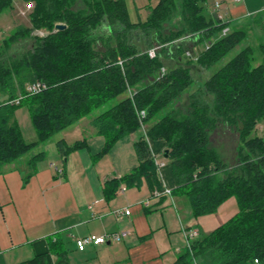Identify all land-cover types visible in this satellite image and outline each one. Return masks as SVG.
Wrapping results in <instances>:
<instances>
[{
    "label": "trees",
    "instance_id": "trees-1",
    "mask_svg": "<svg viewBox=\"0 0 264 264\" xmlns=\"http://www.w3.org/2000/svg\"><path fill=\"white\" fill-rule=\"evenodd\" d=\"M25 1L34 5L29 15L32 25L20 27L8 37L6 50L26 38L33 39V47L10 56L0 66V91L8 94L0 102V171L4 164L91 115L92 124L106 139L100 156L120 138L142 130L141 122L149 123L194 82L191 63L178 61L188 48L185 42L177 41L173 49L165 46L156 57L145 50L154 41H168L160 31L176 9L175 0H158L149 6L145 21L131 18L127 0H83L85 8L78 9L74 8L78 0ZM206 1L183 0V13L192 37L196 35L200 41L201 37H217L196 55L200 68L211 69L245 43L249 31L243 27L219 37L229 23L217 13L207 15ZM13 4L14 0H0V13ZM60 22L66 27L57 29ZM42 28L48 30L45 35H31ZM180 34L173 33V37ZM170 62L174 64L167 71L144 83ZM35 81H44L46 87L28 94L26 85ZM136 86L132 95L119 98ZM202 91L205 97L193 95L184 115L171 109L146 126V134L142 132L134 143L139 164L121 178L107 180L106 196L116 194L122 182L133 187L146 180L151 189L163 188L148 139L164 140L169 149L166 159L177 183L173 191L187 197L194 216L217 212L232 196L238 205L225 223L208 234L200 232L192 249L184 247L172 264L264 261V130H258L264 121V41L245 43L205 80ZM19 93L24 95L19 103L11 102ZM23 104L28 106L38 134L32 142L25 140L15 118L16 109ZM141 109L147 113L142 121ZM224 121L239 133L240 159L235 166L210 147L211 132ZM86 144L85 139L72 145L60 140L58 148L67 157ZM45 157L44 151L35 154L32 166ZM46 258L38 255L18 264H49Z\"/></svg>",
    "mask_w": 264,
    "mask_h": 264
},
{
    "label": "crops",
    "instance_id": "crops-1",
    "mask_svg": "<svg viewBox=\"0 0 264 264\" xmlns=\"http://www.w3.org/2000/svg\"><path fill=\"white\" fill-rule=\"evenodd\" d=\"M217 1L221 3L219 10L214 6ZM21 2L25 1L14 0L13 7L8 9L1 23L0 66L4 61L7 38L20 28V12H13L20 7ZM205 7L212 17L218 12L224 14L225 21L229 23L228 33L233 29L249 27L250 35L264 20V0H207ZM28 10L29 24L21 27L32 25L30 8ZM256 15H259L257 21L254 19ZM3 31L10 33L6 37ZM33 44L32 39L28 49ZM7 99L8 94L0 91V102ZM88 117L85 130L78 132L77 129L76 133H70L75 138L65 133L68 127L54 135L57 138V149L51 157L54 160L46 159L48 152L42 145L44 141L15 161L2 166L0 264H18L38 255H45L49 264H172L184 250L183 226L193 225L205 234L200 217L192 214L185 195L173 191L172 196L159 195L151 200L150 206H143L141 202L157 188L151 189L146 180L141 186L127 187L125 190L121 189L126 185L122 182L116 194L108 198L105 182L114 177L121 178L139 164L134 143L141 133L138 130L125 136L132 135L134 151L120 145L121 152L117 153L115 170L101 167L94 159L95 150L92 145L93 136H97L98 140L101 137L92 124L94 116ZM15 118L22 130L16 111ZM82 119L72 125L79 124ZM37 139L36 133L33 140H25L32 142ZM84 139L87 141L85 146L67 157L61 155L58 141L64 140L72 145ZM151 147L160 158L164 157V140L152 141ZM42 151L46 152V157L33 167L32 157ZM164 173L166 184L175 188L177 183L169 160ZM127 206L132 210L129 216L117 218L112 213L115 208ZM121 230L129 231V235L122 240L88 245L84 250L76 246L74 236L100 235Z\"/></svg>",
    "mask_w": 264,
    "mask_h": 264
},
{
    "label": "rangeland",
    "instance_id": "rangeland-1",
    "mask_svg": "<svg viewBox=\"0 0 264 264\" xmlns=\"http://www.w3.org/2000/svg\"><path fill=\"white\" fill-rule=\"evenodd\" d=\"M25 2H21V4L19 5L20 7H18L15 10L16 12L15 11L13 12L14 14H17L20 12V16H19L20 21H21V22L19 21L20 27L26 26L29 24L27 20L29 19L28 17L29 10L27 7L28 3L25 5L24 4ZM157 2L158 0H127L131 18L135 21H138L139 19H141L142 21H145L151 11V8L149 9V6L155 5ZM175 3H176V9L173 11L172 15L163 23L161 31H160L164 37L168 38V41L164 43L154 41L153 44L149 46V48L147 47L145 50L147 52L148 49L153 47L157 49L156 51H159V50H162L165 46H168L169 48L173 49L175 48V43H177V41L185 42L188 48L186 52L184 53V55L180 57L178 61H182L185 63L186 62L191 63L190 66H192L191 71H192V75L194 78V82L183 93H181L177 98H175L174 101L168 107H166L158 116H156L152 120H149V123H146L147 127L151 125L154 121H156L160 116L165 115L171 109L176 110L178 115H184L190 106L193 95H201L202 98L205 97V94L203 93L202 88H203L205 80L209 78L213 74V72H215L222 64L228 61L231 57H233L242 48V46L245 45V43L259 45L260 42L264 41V20H263L262 25H259L257 30L253 31L248 36L245 43L240 44L236 48H234L218 64L213 66L211 69L200 68L196 60L197 53H199L204 48H206L208 45H210L212 42H214L217 39V37L213 36V37H208L205 39L201 37V41L196 38L197 37L196 35H195L196 37L195 36L192 37L193 34H191L192 32L188 31L189 26L186 21L185 15L183 13V0H175ZM74 8L75 9L85 8V3L83 2V0H78ZM212 9H214V6L212 7ZM6 10H5L6 12H3L2 14H0V29H1V23L4 21V18L7 15L6 13L9 12L8 9ZM31 10L32 9H30V12ZM23 11L25 12V15L23 14ZM207 15L209 14L207 13ZM254 19L257 21L259 19V15H256ZM248 29L250 28L248 27ZM47 32L48 30L46 28L34 29L31 32V35L33 37L42 36L46 34ZM102 32L105 33V31L103 30ZM3 33H4V36L7 37L10 32L3 31ZM173 33L174 34L181 33V34L178 37L174 38ZM140 34L142 35V33ZM202 34L203 33L200 32V35ZM223 35L224 34L221 31V33L219 34V37ZM25 40L24 39L20 40L23 42V44L19 45L18 43L20 41H17L13 43L10 47H8V49L6 50L4 54L3 60L6 61L11 55L13 56L21 55L26 49H28L32 45V38L31 39L27 38ZM165 61H168V60L165 59ZM174 62L173 63L170 62L169 65L164 66L166 71L169 68L168 66L173 65ZM162 73H163V70L161 69L155 76L148 77L144 83H151L152 81L155 80V78L158 75ZM136 88L137 86L135 88L130 87L126 91V93L122 94L119 98L132 95V93L136 90ZM98 112L99 111H97L96 113ZM16 113H17L19 122L21 124L25 139L28 141L33 140L37 132L32 122L31 115L29 114L27 105L23 104L22 106L17 108ZM88 118L89 117L86 116L80 121L79 124H75V125L68 127L65 133L69 134L71 138H75L74 135L70 133H76L77 129H78V132L85 130ZM258 130L259 131L264 130V121L261 124H259ZM140 133H142V130H140ZM98 136L101 137V140H98L97 136H93L92 145H93V148L96 154L95 160L98 163V165L101 167L105 166L111 170H115L117 168V163H118L117 153L121 152L120 151L121 146L126 147L127 149L130 147L132 151H134L133 143H132L133 140H132V135H131L126 138L125 137L120 138L110 150H108L107 152L99 156L98 153L102 151L105 147L106 139H105V135L103 134H99ZM54 137L55 136H53L51 139L45 141L42 144L44 147V150L48 152L47 157H46L47 160H50V159L54 160V158H51L55 152V148L57 147L56 146L57 144L55 143L57 138H54ZM97 146H99L100 148H98ZM210 147L214 149L215 151H217L220 157L230 166H235L239 162V159H240L239 158V147H240L239 133L235 128H233L227 122L224 121V122L219 123L217 127L211 132ZM158 159H160L159 156H158ZM165 178H166V175H165ZM237 210H238L237 199L236 197L232 196L220 205L217 212L198 216V218L200 217L201 219V224H202L201 226L204 228L203 232L205 234L208 232H211L218 225L225 223L230 217H232L237 212ZM194 263H197V262L194 261Z\"/></svg>",
    "mask_w": 264,
    "mask_h": 264
},
{
    "label": "built area",
    "instance_id": "built-area-1",
    "mask_svg": "<svg viewBox=\"0 0 264 264\" xmlns=\"http://www.w3.org/2000/svg\"><path fill=\"white\" fill-rule=\"evenodd\" d=\"M236 2L241 1V0H234ZM215 9L219 10L221 3L219 1H217L215 4ZM28 8L33 7V2H30L27 4ZM24 13V11H23ZM218 17L220 19H224V14L218 12ZM223 21V20H222ZM223 34H227L228 33V27H224L222 29ZM43 34V33H42ZM45 35V34H44ZM157 49L156 48H150L147 50V53L150 55V57H156L157 56ZM163 73L166 71L165 67L162 68ZM46 87V83L44 81H35V82H31L29 84L26 85V92L28 94H37L39 93L42 89H44ZM24 97L23 94L18 95L15 99H12L11 102H19L22 98ZM146 110L145 109H141L139 110V117L140 120L142 121L145 117H146ZM142 124V132L144 134H146V124L144 122H141ZM150 143V149L152 152V159L155 163V169H156V174L158 176V179L161 181L163 188H156L155 190H153L152 194L145 198L141 203L143 206L148 207L151 205V200L159 195L162 194H168L170 196L173 195V188L170 187L168 184H166L165 181V167L167 165V159L165 157H162L160 159H158V153L153 150V148L151 147L152 145V141L149 140ZM122 190L127 189L126 185H123L121 187ZM112 213L115 214L117 216V218H121L124 215L125 216H129L132 213V210L129 206L127 207H119V208H115L112 210ZM182 233H183V237H184V247L188 248V249H192L193 247V241H195V239L199 238L200 236V230L193 226V225H188V226H183L182 227ZM129 235V231L127 230H121V231H113V232H106L104 234H90V235H86V236H74L75 237V242H76V246L78 247V249L80 250H84L88 245H100V244H104V243H108L111 241H119L124 239L125 237H127ZM255 264H264V261L260 260L259 258L255 259Z\"/></svg>",
    "mask_w": 264,
    "mask_h": 264
},
{
    "label": "water",
    "instance_id": "water-1",
    "mask_svg": "<svg viewBox=\"0 0 264 264\" xmlns=\"http://www.w3.org/2000/svg\"><path fill=\"white\" fill-rule=\"evenodd\" d=\"M66 27V24L65 23H62V22H60V23H57L56 24V28L57 29H63V28H65ZM169 149H165V152H164V157L165 158H168V155H169Z\"/></svg>",
    "mask_w": 264,
    "mask_h": 264
},
{
    "label": "bare ground",
    "instance_id": "bare-ground-1",
    "mask_svg": "<svg viewBox=\"0 0 264 264\" xmlns=\"http://www.w3.org/2000/svg\"><path fill=\"white\" fill-rule=\"evenodd\" d=\"M34 6V5H33ZM33 7H31L30 9H32ZM29 9V8H28ZM19 103V102H18Z\"/></svg>",
    "mask_w": 264,
    "mask_h": 264
}]
</instances>
